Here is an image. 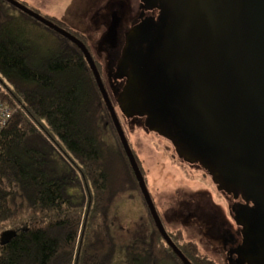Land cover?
I'll use <instances>...</instances> for the list:
<instances>
[{"label":"trees","instance_id":"16d2710c","mask_svg":"<svg viewBox=\"0 0 264 264\" xmlns=\"http://www.w3.org/2000/svg\"><path fill=\"white\" fill-rule=\"evenodd\" d=\"M34 24L52 34L51 46L36 47ZM81 56L0 0V83L21 106L0 133V264H182L155 228L118 137L104 138L105 105ZM123 196L140 198L152 230L121 247L108 218ZM6 231L15 236L2 244ZM180 250L191 264H216Z\"/></svg>","mask_w":264,"mask_h":264},{"label":"flooded vegetation","instance_id":"af4514ba","mask_svg":"<svg viewBox=\"0 0 264 264\" xmlns=\"http://www.w3.org/2000/svg\"><path fill=\"white\" fill-rule=\"evenodd\" d=\"M81 2L83 15L77 21L64 23L73 27L90 55L132 152L143 142L169 159L170 167L165 166L169 179L178 170L192 171L196 174L194 179L201 182L172 187L170 181L162 189L152 179L153 187L148 191L172 242L179 249L191 246L216 264H264V180L230 176L229 160H217L216 149L205 143L200 120L168 103L170 87L188 79L189 62L182 58L173 60L172 75L167 77L152 56L153 47L162 39V30L178 11V0H137L134 13L131 0ZM112 22L116 25L114 38L109 30ZM79 23L94 33L86 34ZM73 46L89 68L82 51ZM104 105V134L115 141L116 123ZM142 137L149 140H140ZM157 164L153 161L152 166L156 168ZM139 168L148 187L153 175H147L141 163ZM167 169H172V173Z\"/></svg>","mask_w":264,"mask_h":264},{"label":"water","instance_id":"95a60500","mask_svg":"<svg viewBox=\"0 0 264 264\" xmlns=\"http://www.w3.org/2000/svg\"><path fill=\"white\" fill-rule=\"evenodd\" d=\"M3 1L82 51L116 123L118 138L155 228L180 262L191 264L161 223L141 170L83 44L75 35L18 0ZM178 3L176 15L152 49V56L167 77L172 75L173 60L182 58L190 64L188 79L170 87L168 103L200 120L205 143L216 149L217 160H229L230 176L264 180V0H178ZM115 29L112 22L109 30L113 38ZM14 236L15 233L4 232L2 244Z\"/></svg>","mask_w":264,"mask_h":264},{"label":"rangeland","instance_id":"374dc122","mask_svg":"<svg viewBox=\"0 0 264 264\" xmlns=\"http://www.w3.org/2000/svg\"><path fill=\"white\" fill-rule=\"evenodd\" d=\"M26 4L27 7L36 10L39 14L45 16H53L59 18H65L64 21L68 24L72 21H76L82 16V2L81 0H19ZM137 0H131V10L132 12H136L135 3ZM15 14H18L17 11L11 8ZM90 12L87 14L86 18L89 16ZM66 16V17H65ZM85 18V19H86ZM70 21V22H69ZM78 25H83L85 28L86 34L92 35L94 30L84 23H79ZM68 30H72L73 27L68 25L66 27ZM33 36L36 47L43 50L47 46H51L53 36L47 30H42V28L36 24H34L33 30L30 32ZM108 142H115L110 140L109 138L105 137ZM115 139V138H114ZM146 139L149 140L147 137H142L140 140ZM137 156L138 160L140 161L144 172L147 175H153L148 179V187L147 189H152V179H156L158 185H161L160 188H165L168 185V182L171 181L169 186L181 184V183H188L189 185H193L192 183L195 181L197 184H201L199 179H194L196 174L192 171H188L187 173L178 170V174L175 172L172 173L171 170L167 169L172 173V177L169 179L166 175V167L169 168L171 163L167 157H162L160 154H156L153 150L149 149V147L140 142L137 144L136 151L134 152ZM160 158H164V160H160ZM157 162L156 168L152 166V163ZM166 166V167H165ZM176 171V170H175ZM187 177L188 179H181L175 177ZM174 180V183H173ZM108 222L110 224V230L112 235L115 238V242L117 245L124 247L127 244H131L135 239H147L146 236L152 230L148 214L144 205L142 204L140 198L138 197H119L116 198L115 202L113 203L110 211H109V218ZM184 247V246H183ZM186 247V246H185ZM202 252V250H199ZM120 251H117L119 254Z\"/></svg>","mask_w":264,"mask_h":264},{"label":"built area","instance_id":"2783aa9c","mask_svg":"<svg viewBox=\"0 0 264 264\" xmlns=\"http://www.w3.org/2000/svg\"><path fill=\"white\" fill-rule=\"evenodd\" d=\"M21 110L8 90L0 83V131L6 126L14 113Z\"/></svg>","mask_w":264,"mask_h":264},{"label":"bare ground","instance_id":"6f19581e","mask_svg":"<svg viewBox=\"0 0 264 264\" xmlns=\"http://www.w3.org/2000/svg\"><path fill=\"white\" fill-rule=\"evenodd\" d=\"M4 129V128H3ZM3 129L0 131V133L3 131Z\"/></svg>","mask_w":264,"mask_h":264},{"label":"crops","instance_id":"0c3cea01","mask_svg":"<svg viewBox=\"0 0 264 264\" xmlns=\"http://www.w3.org/2000/svg\"><path fill=\"white\" fill-rule=\"evenodd\" d=\"M59 18V17H58ZM63 18V17H62ZM62 18H59V19H62Z\"/></svg>","mask_w":264,"mask_h":264}]
</instances>
